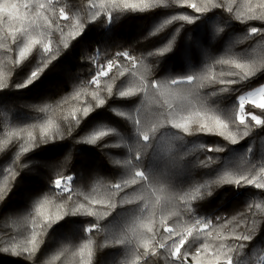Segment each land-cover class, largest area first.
I'll return each instance as SVG.
<instances>
[{
    "label": "trees",
    "instance_id": "1",
    "mask_svg": "<svg viewBox=\"0 0 264 264\" xmlns=\"http://www.w3.org/2000/svg\"><path fill=\"white\" fill-rule=\"evenodd\" d=\"M189 2L208 10L182 0H127L137 10L124 0H0L29 5L19 8L26 32L0 19V264H173L181 238L185 264H216L217 256L226 264L225 254L258 264L264 189L235 181L264 183V124L251 120L264 119V109L246 103L247 127L235 117L239 96L264 83V31L251 33L264 20L249 19V8L255 17L264 10L259 0ZM142 3L153 6L140 11ZM181 15L191 22L172 19ZM29 39L41 43L21 58ZM230 60L255 74L243 79L220 62ZM188 117V132L172 127ZM204 117L225 120L238 143L200 131ZM101 131L108 134L91 142ZM132 166L149 180L116 190ZM68 177L67 190L55 187ZM242 233L251 239H236Z\"/></svg>",
    "mask_w": 264,
    "mask_h": 264
},
{
    "label": "snow or ice",
    "instance_id": "2",
    "mask_svg": "<svg viewBox=\"0 0 264 264\" xmlns=\"http://www.w3.org/2000/svg\"><path fill=\"white\" fill-rule=\"evenodd\" d=\"M182 2L187 3L188 7L195 9L196 12H205V11L208 10L206 7H200L196 3H190L189 0H182ZM152 6L153 5L150 4V3H142V6L139 7V10L140 11H144L145 9H147L149 7H152ZM220 6L221 5H219V4H214L213 5V7H220ZM20 7H23V8H25L27 10L29 5L27 3H25L23 5H18L16 3L0 4V19L6 17L9 21L15 20L21 25L20 28L16 29V31L17 32H26V29L23 27V25H24V22L28 19V13L26 11L24 14H20L19 13V8ZM39 7L40 8H44L45 6L43 4H41ZM124 7L125 8H130L132 10H137L138 6L136 4H128L127 0H124ZM258 7L260 9L264 10V0H259ZM227 11L228 12H232V8L229 7L227 9ZM249 13L251 14L249 16V19L259 18L261 20H264V12H262L259 17H255V13H254L253 9L250 7L249 8ZM60 15L65 20L68 19L67 15L64 13L63 9H61ZM237 18L239 19L240 17L237 16ZM172 19L188 20L189 22H191V18L189 16H187V15H181L179 17H173ZM170 22L171 21L169 20L166 23H170ZM259 31H264V29H256V28H252L251 29V33H253V34H255V33L259 32ZM78 34L79 33H75V32L72 33V35H78ZM39 43H41V42L38 41V40L29 39V41L21 49V51L19 53L20 57L21 58L25 57V54L31 50L33 45H36V44H39ZM65 47H67V45H65ZM165 51H167V49H165ZM43 52H45V53H50L51 52V48L49 47L48 44H44L43 45ZM122 55L127 57L129 54L125 52V53H122ZM220 62L221 63H230V64H232L236 69L240 70V73H237V75H240L242 73V78L243 79H248L249 77H251V76H253L255 74L254 67L252 65H250V64L242 63V62L237 61V60L220 61ZM112 66L113 65L110 63L108 65V68L111 69ZM40 71H41L40 68H38L36 71H34L31 74V77L29 78V80H27L25 82V84L22 85V86H27L28 83H31L33 80L37 79L39 74H40ZM100 74L101 75H107L106 72H101ZM193 79H194V77L191 76V75L186 77L187 82H191ZM171 83L172 84H176L177 81L175 79H173L171 81ZM229 83H236V81L235 80L229 81ZM20 86L21 85H18V87H20ZM0 87H3V85H0ZM151 87L155 88L156 87V83L153 82L151 84ZM257 93L260 94L259 102L254 101L252 99L253 97H255L257 95ZM128 95H130V92H126V91H121L120 92V96L121 97H125V96H128ZM104 102L105 101L103 99L99 100V105H103ZM238 102H239L240 111L236 115L235 120L238 121L239 125H243V126L247 127V125L245 124V114H244L245 105H246V103H254L256 108L264 109V85H261L260 87L256 88L254 91L247 92L246 95H240L239 98H238ZM83 111H84V115L85 116H87L89 114V109L88 108H85ZM121 115H122V113H121ZM182 119L184 120L183 123H173L172 127L177 128V129H182L183 131L188 132L189 131V122H190L191 118L188 117V118H182ZM203 120L204 121H209V123H205V122H202V121L198 122L200 131H202V132H213L214 129H218L219 131H217L216 134L224 136L225 139L230 140V142L233 143V144L238 143V140H237L236 136L233 135L231 132H228L227 135L225 134L226 130L229 127V124L225 120H223V119H221L219 117H215V118L204 117ZM251 120L254 121L256 125L264 124V119H261V118H259L256 115H251ZM134 123L137 125V127H139L140 124H141V122L139 120L134 121ZM210 123H212V125H213L212 127L209 126ZM43 134L46 135V133H43ZM107 134H108L107 132L101 131V132L93 135L91 142H94L99 136H104V135H107ZM247 134H248L247 132L244 133L245 136H247ZM141 136H142V139L144 141H148L149 138H150L147 133H141ZM214 150L215 151H220L222 149L209 148V151H214ZM133 151L135 153V158L139 159L141 153L139 151H135V150H133ZM126 164L130 165L131 161H126ZM130 169H134V171H132L131 178L123 181L122 184L118 183V184L114 185V188L116 190H121L123 187H127V186H130V185H136L138 183L143 184L144 182L149 180V178L145 175V173L142 170L139 169L138 166H132V167H130ZM261 171L264 172V169H261ZM71 179H72V177H68L64 182L67 183ZM229 182H231V181H229ZM241 182H243L246 185L255 184V187L257 189H264V183L257 182L254 178H248V177L241 176L239 179H237L235 181L236 185H240ZM54 184H55V187L59 189L61 187V185H62V179L61 178L56 179ZM0 198H2V194H0ZM81 207H83V205H81ZM108 207L112 208V207H115V205L109 204ZM59 218L60 217H57V219H59ZM197 223H200V222L197 221ZM94 227L95 226H93V228ZM205 227H207V225H205ZM91 230H93V229H89V231H91ZM148 231H151V228H149ZM167 231L169 233V237H171L172 234H173L172 229H167ZM187 235H191V229L188 230ZM236 239L243 240V241H248V240L251 239V236L248 235V234L242 233V234L238 235L236 237ZM184 243H185V238H181L178 243L176 241H173V245H172V247H173L172 256L174 257L173 264H185L186 257L184 256V254L180 253V247ZM31 244H32V247L30 249L29 248L25 249V251H28L30 255L34 253L35 248H36V236L35 235H33V237H32ZM243 246L244 245L241 244V247H243ZM160 247L164 248L165 245L164 244H160ZM224 260H225L226 264H233V258L231 256H228V255L225 254L224 255ZM216 264H220L219 256H217Z\"/></svg>",
    "mask_w": 264,
    "mask_h": 264
},
{
    "label": "rangeland",
    "instance_id": "3",
    "mask_svg": "<svg viewBox=\"0 0 264 264\" xmlns=\"http://www.w3.org/2000/svg\"><path fill=\"white\" fill-rule=\"evenodd\" d=\"M262 85H264V83L262 84ZM261 86V85H260ZM260 86H258V87H260ZM258 87H256V88H258ZM256 88H254V89H252V90H249V91H254ZM249 91H247V92H249ZM247 92H245V93H243V94H241V95H246L247 94ZM254 101H257V102H259V100H260V94L259 93H257V95L255 96V97H253L252 98ZM254 104V103H253ZM60 188H63V189H68V185H67V183H63L62 182V185H61V187ZM258 264H264V255L261 257V259H260V261L258 262Z\"/></svg>",
    "mask_w": 264,
    "mask_h": 264
}]
</instances>
